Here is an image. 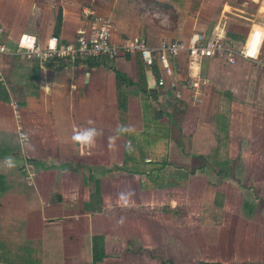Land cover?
Instances as JSON below:
<instances>
[{"label":"crops","instance_id":"1","mask_svg":"<svg viewBox=\"0 0 264 264\" xmlns=\"http://www.w3.org/2000/svg\"><path fill=\"white\" fill-rule=\"evenodd\" d=\"M101 2L116 46L192 34L241 46L259 30L260 61L191 71L182 53L165 75L121 52L41 66L18 43L73 42L81 3L0 0V264H264V0ZM88 129L91 144L74 139ZM251 187L260 202H244Z\"/></svg>","mask_w":264,"mask_h":264},{"label":"built area","instance_id":"2","mask_svg":"<svg viewBox=\"0 0 264 264\" xmlns=\"http://www.w3.org/2000/svg\"><path fill=\"white\" fill-rule=\"evenodd\" d=\"M81 17L84 26L76 31L73 42H62L56 35L50 36L45 44H38L30 38L27 44H23V41L18 43L19 51L15 54L26 61L45 66L55 62L73 65L77 61L114 60L121 52H137L147 67L157 61L165 75L171 74L170 59L182 53L186 54L191 71L198 70L205 59L221 60L228 65H234L238 59L258 63L260 61L263 33L259 30L251 32L241 46L227 43L220 36L206 38L202 34H192L187 40H161L156 46H148L143 38H137L119 47L111 42V24L107 19L95 16V12L84 6L81 8ZM2 33L3 29L0 27V56L8 54L2 41ZM199 81V78L191 81L189 87L199 88ZM163 84L161 79L158 85ZM10 106L16 121V133L24 139L19 107L15 102Z\"/></svg>","mask_w":264,"mask_h":264},{"label":"rangeland","instance_id":"3","mask_svg":"<svg viewBox=\"0 0 264 264\" xmlns=\"http://www.w3.org/2000/svg\"><path fill=\"white\" fill-rule=\"evenodd\" d=\"M77 1H79L80 3H81V5L82 6H84V7H89V9L91 10V11H93V12H95V16H97V17H102L96 10H97V7L98 6H104V4H107V2H101V0H77ZM109 4H107L106 6H105V8L103 9V10H105V11H107L108 9L107 8H109V6H108ZM150 5H153V4H150ZM157 8L156 9H160V10H166L167 8H166V6L164 5V4H154ZM171 5V4H170ZM100 6V7H101ZM168 7V6H167ZM82 8V7H81ZM118 9H120V7H118ZM86 11L88 12L89 10L88 9H86ZM83 12V11H82ZM102 18H104V19H107V18H105V17H102ZM108 20V19H107ZM109 21V20H108ZM110 22V21H109ZM110 24L112 25V22H110ZM111 35H112V26H111ZM184 40H187V38L186 39H184ZM180 56H184V54H180ZM179 56V57H180ZM256 67H259L260 66V64H255V63H253ZM261 67H264V65H261ZM226 114H228V113H226V109H224V115H226ZM227 131V129H225L224 130V134H225V132ZM250 178H253L251 175L249 176ZM249 177L246 179V180H248L249 179ZM244 185V189L245 190H247V187H248V184H246V181H245V183L243 184ZM250 191L251 192H249V191H244L243 190V195H244V202L245 203H254V202H260V201H257V199L255 200L254 198L256 197L257 198V196H256V194H255V192H256V189L255 188H253V187H251L250 188ZM261 191H262V189H261ZM253 195H252V194ZM262 195V194H261ZM260 195V196H261ZM260 200L261 201H263V203H264V199H263V197H260ZM248 207L246 206L245 207V210L247 209ZM235 213V212H234ZM245 213H246V211H245ZM182 214H183V217H185L186 215H185V213L184 212H182ZM203 218V222H204V217H202ZM183 219H181V221H182ZM191 220V219H190ZM201 224H203L202 223V221H201ZM181 225H182V223H181ZM195 230H201V231H203V229L202 228H200V227H196L195 228ZM180 245H183V244H180ZM196 250H197V246L195 245V252H196ZM219 255H220V250L217 248V245H214V244H212V249H211V251H209L208 250V260L209 261H211V262H215V261H217V262H219V260H220V258H219ZM203 259L204 258H202L201 260L203 261ZM232 259H234V260H237V259H235V258H231V260ZM250 264H253V263H250Z\"/></svg>","mask_w":264,"mask_h":264},{"label":"clouds","instance_id":"4","mask_svg":"<svg viewBox=\"0 0 264 264\" xmlns=\"http://www.w3.org/2000/svg\"><path fill=\"white\" fill-rule=\"evenodd\" d=\"M95 135H96L95 129H88L83 133H78L76 136H74V139L81 141L83 143L91 144L93 141V137Z\"/></svg>","mask_w":264,"mask_h":264}]
</instances>
